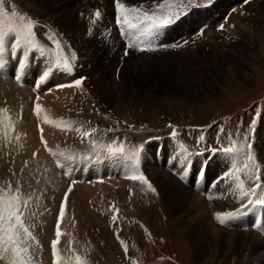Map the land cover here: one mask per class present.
Listing matches in <instances>:
<instances>
[{
  "label": "rangeland",
  "instance_id": "1",
  "mask_svg": "<svg viewBox=\"0 0 264 264\" xmlns=\"http://www.w3.org/2000/svg\"><path fill=\"white\" fill-rule=\"evenodd\" d=\"M73 1H76V3H74ZM94 1L95 0H83V1L82 0H64V1L63 0H4V11L5 12L9 11L10 14L9 13L7 14H8V17L11 18V19H8V18L3 19V25L6 31L9 29V27L20 28L21 30H23L24 22L20 21L19 19L21 15L33 21L35 24L34 28L38 26L39 22L43 21L49 27H51V29L54 32L58 34L57 38L60 41H65L68 36L72 39L74 44H76L77 48L80 45L79 48L81 47L80 48L81 55L82 54L84 55V56L82 55V59L87 60L86 62L87 64L85 67L86 69H84L85 72L83 71L86 75L91 76L90 82L87 83V89L84 90L83 88L81 89V91H79L77 94L75 93L74 96L71 97L72 98L71 100H74V105H71L73 103L72 101L71 104L68 102V103H65V105L63 104L62 106V107L67 108L66 104H68V106L70 104V108L68 107L69 112L73 106V109L71 110V114L69 117L72 120H74V122L68 119L66 115L65 117H61V120L64 119V121L67 120V121L72 122V124L74 123V125L76 124L73 134L64 132L63 135H61L63 137H61L58 141L59 142L58 147H61L64 152L66 151V149H70L73 152L70 146L74 144L71 142H73L76 135H78L76 134V129L80 126V123L82 124L84 128L83 131L91 132L93 129L96 130L90 137L82 136V138L84 139L82 140V144H81V141L78 142L79 148L81 147L80 149L83 151V153H89V152L94 153L96 150L95 148L102 146L103 143L113 144L116 146H119L120 144H122L125 149H126V146H129L135 149L142 142L149 143L148 141H145V139L147 138L154 137L155 135L159 133H162V134L165 133L164 139H167L173 136L174 135L173 133H175L176 131H180V130H183V134L184 136H186V141H190V143L198 146V140H200V138L198 137V135L196 136L195 132H199V130L191 128V127H185L183 125H186L187 123L192 124V125H197V124L206 125L211 120H213L216 116L239 113L245 107L251 105L254 102V100H256L257 98L261 97L264 99V58L259 59L258 53L252 54L251 56L252 57L254 56L253 58L248 57V55L254 51L253 50L254 46L251 43L248 44L249 42L245 41V38H241V35H238V33L232 34V36L231 34H226V36H224L223 38H219L220 35L218 36L214 33L211 36L212 38L206 37L204 39L205 41L204 42L202 41V38L199 37L202 33V30H204V28L201 31L198 28L196 29L193 26V23H194L193 19L191 22L190 20L186 22V24H189L191 26L190 28L188 26L186 27L185 26L186 24L185 25L179 24L176 26V29H175L177 32L180 31L182 33L178 38L183 37L181 38L183 39L182 42L188 43L189 46L188 44L187 45L182 44V49H180L179 51H174V53L180 54L181 52L182 53L181 60L183 59L182 60L183 62H188L187 63L188 65L182 66V64H180L181 65L180 66L179 64H174V66L170 67L169 66L170 58H168L167 56L168 54L164 55L161 53H156L154 55H149L151 56L150 58H152V62H150L144 70H147V71L153 70L151 71L150 74L151 75L153 74L154 78L160 75L159 72H163V74L161 75L162 86L157 91V93L150 91V88L148 87L149 84H147L148 81L145 78L146 76H144V74H142L140 80H133V78H131L129 74L130 72L129 71V68H130L129 61H131L133 57H135V55H132L130 58H128L125 61V64L123 65V67L121 68V71L119 72V74L118 73L116 74L115 71L117 70L116 68L120 64L119 60H120V56L122 55L121 51L120 50L116 51L115 48L114 49L110 48L107 45L104 46L105 45L104 43L101 44L102 40L98 39L97 37H93L92 39L89 38L90 36H87L86 34V22L84 23L83 21L82 23H80V21L78 20V24H77L76 21L73 20L74 16H76V18L81 17L80 13L84 11L87 7H89L90 5L94 7L97 4V2L95 1L94 3ZM109 1L105 0V3L107 2L108 10L111 9L109 7ZM127 1L128 2L131 1L130 3L131 6H140L141 4H143L145 6L148 5L146 7L147 9H151L155 3L159 4L161 0H155V1L151 0L152 1L151 3H149L148 0H145V2L141 1L140 3L139 1L136 2L134 0H133L134 2H132V0H127ZM244 1L245 0H235V1L234 0H224V1L217 0L213 6V10H208L202 13H198V15H201V17L204 19V21L202 22V25L205 24L206 21H208L207 12H210L215 17L217 16V14H220L219 20L222 23L224 22L223 19L230 11L229 13L230 18L226 23L230 22V24L233 25V22L231 21H234V19L232 18L231 14L234 13L233 15H236L238 14V12L240 13L241 11L242 17L243 16H246L249 18L252 17L251 23L249 24V27H248L251 30V36L255 35L257 37L259 33H260L259 36H264V33H263L264 32V14L261 11L259 13L258 11L254 12V10L251 9L252 6H250V5H253V3L246 4L247 5L246 7ZM252 2L256 4V3L264 2V0L262 1L253 0ZM70 3L71 4L73 3L75 5H71ZM234 5H236L237 8ZM13 10L15 11L13 12ZM231 10H234V11H231ZM192 17L193 16H191L190 18ZM81 19L84 20L83 18ZM16 24H19L20 27H18V25L16 26ZM257 29L259 31H257ZM38 30L41 31L42 27L38 28ZM256 31H257V34L254 33ZM196 34L197 35L199 34V35L197 36ZM228 38H231V40L233 39L236 41L234 42L232 40V42H227L226 40ZM223 39H225L226 42ZM5 42L8 44L14 43V41L10 39L9 37L4 40V43ZM227 43L229 46H227ZM88 44H90L91 46ZM208 44H210V46ZM88 47L90 48L93 47V49L90 50V48ZM86 48L88 51L86 50ZM14 49H15V52L11 56L9 55V52H7V59L10 58L12 62L14 61L13 63H15V60L13 57L23 54V49H21V47H18L16 45V47L14 46ZM238 50H240V52L242 51L244 55L243 56L244 59L242 58L243 61L241 60L244 67L240 68V71L242 73V77L241 76L240 77L242 80H239V81L237 79L230 80L228 77H225V76H224V79H222V75L220 74L222 73L223 70L220 73L218 68L215 66L214 64L215 57L217 55H218V58L219 56H224L225 60H228V58L232 57L231 55L236 53ZM85 51L88 52V54L85 53ZM191 51L193 52V54ZM255 51H257V48H255ZM112 55L115 56L116 60L118 61V65L113 63L115 62V60L112 63L109 62L111 59H113ZM96 56L98 57L96 58ZM106 56L107 58H105ZM246 57L248 58L246 59ZM204 58H206L207 61L205 60L203 62ZM105 61H106V64H105ZM174 61L177 63L179 62L176 60ZM102 62L105 66H108V67L110 65L113 66L115 68V71L114 70L111 71V68H109V71H107L108 69L105 68ZM96 64L99 66L97 67ZM197 64L198 66L196 69H199V68L202 69L203 76L201 75L198 77L196 72L192 70L193 66ZM207 68L209 70L212 69L213 72L211 74L207 73L208 72ZM141 69L142 71H144L143 68ZM36 70H37L36 68H33V71L35 72L34 80L36 79L35 77L40 75L42 72L40 71L38 74ZM91 70L93 72L92 74H91ZM168 71H170L169 73H173L175 71L173 74H175L178 78L174 76L175 77V80H174V77H170L171 75L169 76V78H167V74H164V73ZM114 72H115L114 74L115 77L113 80L111 73H114ZM155 73H157L158 75L157 74L155 75ZM103 74H108V75L111 74L110 75L111 78L109 77L111 80L107 79L108 80L107 83L108 84L114 83L112 85V88L111 87H108V88H110V90H112L114 94L116 93L115 96H116V101L118 103H115V104L117 105L102 102L103 100L102 97L104 95L103 90L101 91L98 90L97 94L95 93V91H97L96 83L100 81L98 79L105 77ZM56 75L58 74L55 73L52 75L49 81L50 83L53 82L54 77ZM74 75H76L75 72H74ZM62 76L66 77V79L69 78L68 76H64V75ZM143 78H144V81L142 80ZM141 80L144 83H142ZM170 81L172 83H170ZM196 81L198 82L201 81L202 85H200L199 87V84L195 83ZM13 83L14 82L11 80H9L5 84L6 86H3L0 83L1 84L0 87L1 86L3 87V88L1 87L3 90H0V92L1 91L3 92V93L2 92L0 93V98L4 100L2 101V103H1L2 99L0 100V105L2 104L4 105L5 103L10 111L13 110V113H17L19 107L22 108L23 106H26L25 111H28L27 113L25 112L26 116L24 115V120H26L25 121L26 123L24 122V124H21L22 122L19 123L18 120H16L15 118L14 119L16 121L13 119V117L11 118L12 123L16 124L15 126L18 129L20 127L21 129L26 130L28 125L31 122L32 113L30 110V105H28L29 103L27 104L25 101L21 103L18 100L20 99V97H18V95L15 94L16 90L14 89ZM194 84H196V87H199L201 89L196 90L194 88ZM19 87L22 88L23 86L22 87L17 86V88ZM23 89L25 90V87L22 88L21 90ZM9 90L10 91L13 90L14 95H12V99L10 95L11 92ZM5 91H8L9 93L8 92L5 93ZM106 92H108V90ZM26 96L27 95L25 91L23 92L22 97L25 98ZM15 97H16L15 102L17 103L19 101L17 104H15L13 101L14 100L13 98ZM122 101L123 103H121ZM12 102L14 103V106ZM11 104L13 107L11 106ZM15 106H18L17 111H14L16 110ZM3 109H4V106H3ZM15 117H18V114ZM2 120L0 119V124H3L2 127L0 126L1 127L0 136L2 138H5L6 137L5 132L7 129H9V127L7 128L6 126L7 123L2 122ZM243 120H244L243 115L236 114L233 117L234 130L231 133V135H229L228 133L226 134V137H225L226 144H230V141H236L237 134L240 133L241 131V134L237 138V143L241 144V142H239L238 140L244 139L245 136H248L249 141H251L250 142L251 147L253 148L256 147L257 149L259 147L261 151V157L264 159V112H261L259 114V120L257 122L258 125L262 123L261 128L258 130L257 126L255 125V132L253 133L252 131H248L247 129H245V131L241 130V127L245 125L244 124L245 121ZM183 122H187V123H183ZM222 122H223V118H219L217 121L218 124H216L215 126H212L209 128H203L200 130H204V132L210 131V130H212L210 132H214V131L216 132L217 130H219V126L221 125ZM150 125L153 126L154 128H151ZM251 125H253V123H251ZM4 126H6L5 131L3 130ZM191 130L193 131V134ZM2 132L4 133L2 134ZM14 135L16 134H13V136ZM1 137L0 139H2ZM68 138L70 139L66 143H69L67 144L69 146L63 143V141L68 140ZM13 140L14 142H11V144H9L10 143L9 141L4 142L0 149V175H3L1 176V180H0V189H3L6 192L7 188L11 187V184H12L13 186L12 188H14V191H15L19 187L18 181L20 179L21 180L20 183L23 184L21 188L22 193L29 196L31 200L35 198L36 196L35 187L33 188V184L36 183V181L35 179L31 181V178H30L31 174L23 173L22 171L23 165L18 166L19 169L21 170L17 171L18 168L15 167V162L11 155L13 154V152H15L13 149L15 150L17 149L18 147L17 143H19V141L17 142L18 139H16V136ZM151 143L152 144L155 143V146L157 144L156 142H151ZM93 144L95 145V147H93ZM236 144L235 146H238ZM8 146H10L11 149ZM65 147L66 149H64ZM8 151L10 153L6 155ZM249 152L254 156V153L252 151H249ZM3 153L4 154L6 153V154L4 155ZM144 154H143V160H142L143 167L145 166L144 169H146L147 173L151 177L150 184L155 189V192H152L151 190H149L147 185L141 184V183L138 184V182L135 184L136 188L135 187L132 188L130 184L129 185L124 184L116 188L117 191L114 189L116 192H113V194L112 192L108 193L106 198L101 197L103 200H101V198L97 196H93L95 198H93L92 196L89 197L93 199L82 198V201L85 203L86 206L82 205L80 209L77 206V201H75L76 199H78L77 198L78 196L76 195L77 197L74 200H72V196H73L74 189L77 186H84V180H82L81 178H79L78 176L74 174L73 176L70 177L69 181H67L62 176L61 172L57 170L61 174V178H64L66 180L65 184L67 183L66 184L67 189L68 187H70V185L72 187V191L70 192L72 195L71 201L68 206V208L70 207L71 210H69V215L66 216V223L64 224V227L62 229V231H64V235L66 234L69 240V242H66L65 240L63 241L62 239V247L63 249L66 250V251L63 250L64 251L63 257L65 260L63 264H71L72 262L73 264H77L76 260L71 261L73 256L71 254V251L68 248L71 244L73 245V247L74 245L77 247V251L74 252L73 255L79 256L81 260L85 262V264H138V261L140 264H145V260L149 261L150 259H153L154 257H156L160 253V251L158 252V250L160 249L161 250L163 249L171 253V257L167 260V262L169 263L167 264H172L173 262H175V264H196L195 257H194V246L191 243L188 236L185 234V231H184L185 228L183 229V227L180 225V223L177 220V219H180L182 215H179L178 217L177 216L178 214L173 212L172 209L170 211V208L167 202V199L169 198L166 194L163 193V185L160 182V181H164L165 179L164 177L160 176L161 172L168 171V169L171 168L173 164V162H171L173 161V158H172L173 155H170L171 152L164 151V160L170 159L171 164L170 163L168 164V160L166 163L164 161L163 164L160 165L159 167L160 169L155 168V171H154L153 170L154 168L150 166L151 164H149L148 166V164L145 163ZM29 155L30 153H28V156ZM73 155L74 156H72L71 160L72 162H76L75 154ZM52 157L53 155L50 156V158L54 160ZM150 157L153 158V156H150ZM198 157H201V156H198ZM5 158L10 159L9 164H7V161ZM66 159L70 160L69 153H66L65 159L59 160V163H62L64 165L66 164L67 166H71L73 170H76L77 172L82 174L81 170L84 166L82 162L75 164L72 162H65ZM115 161L117 164H119L120 159L116 158ZM214 161L215 160L211 162L210 167L213 165ZM13 165H14L15 173H13L14 177H11V175H13L12 174ZM41 165L42 164H39L34 167L35 169L39 171H44V173H46L47 167H45L44 165L42 166ZM198 165L199 164H196V166L194 167V173L196 172ZM216 166H217V162L214 165V167ZM106 168L108 169V167ZM24 169L27 170L25 167ZM213 174H218V171L215 170ZM241 174L247 185H248V181L250 183H254V182H251L252 181L251 172H248L247 175H245V173L242 170ZM89 176H90L89 180H93L92 178L93 176L91 173ZM154 176L156 178L158 176L157 181L159 182H156V178ZM208 176L210 179L212 178V175L209 174V170H208ZM96 179L97 178H94V180ZM210 183L211 181H209V183L207 184L204 192H201L200 190L194 191L201 198H205L206 201H209L208 194H210V193L206 194V192H208V190L212 188ZM133 190H135L134 192L135 197L131 199L129 195L132 196ZM48 194L49 193H47V195ZM227 194L228 195H226L224 198L220 197L216 199V201L223 200V202H226L225 199H227L229 195H231L230 197L232 198V201H235L237 203L241 200H242L241 203H243V200L246 199L245 197H242L241 192L237 190L236 186L234 187L233 190L230 189V191H228ZM239 197L241 200L239 199ZM56 198H57V195H55L54 201L56 200ZM114 200H119V203L115 204L116 207L114 211L116 209H119L121 206H122L123 211L124 210L125 211L123 212L120 208L122 213H120L119 216L121 217L117 222L113 224V226H111V222L109 221V215L111 214V211L107 207V204H109L110 202L114 203L115 202ZM213 201L215 200H212V202ZM84 207H86V209ZM90 207H93V208L91 209ZM77 208L79 209L80 212H77L78 211ZM184 209L187 210V212L190 215H193L194 207L191 208L190 206L188 207L185 206ZM86 210L88 211V213ZM84 211H85V214H84ZM58 218H59V215L57 217V220ZM208 218L209 219H207L206 224L208 225L207 227L209 229L206 235H208L209 232H211V239L217 240L218 226H223V227L225 226L222 224L214 223L213 217L211 218L208 216ZM148 231L150 232L155 244H157L158 246H155V245L152 247L148 246L153 241L151 240V236L147 234ZM32 235L36 237L34 241H30L34 243L32 250H34V245L39 244V243L40 244L38 246L41 248V251H38V252L34 250L36 253L30 250V252L32 251L31 254L34 253L32 254V257L34 256L32 260L33 261L35 260L34 262L37 264H46L43 261H46V262L48 261L47 263H49L50 259L49 260L45 259V257L49 258V255L41 254L42 257L44 256L43 261H42V259L40 260V258L42 257L39 254V252L44 253V250L47 249L46 250V253H47L48 250H50V248H48L49 246L48 244H50L49 242L53 237L49 239V235L48 236L46 235L47 236L46 239H49V241L47 244L44 245V243L46 242L42 236L41 238L39 237L41 242L40 241L38 242L37 238L39 235H36V234H32ZM64 235H63V238L65 239ZM117 236H119V239L117 238ZM142 240H144V242H146L148 246V247L146 246L147 247L146 255H144L142 251L141 252L138 251L137 248L135 247V243H138V241L142 243L143 242ZM121 241L124 242L123 245L121 244ZM125 246L131 247V253H129L128 255L124 253ZM151 248H153L155 251L154 250H153L154 252L151 251ZM211 248H212L211 245L209 246L207 245V250L210 251L208 253L213 256L208 262H206V264H233L235 262H236L235 264H240L242 260L241 254L243 250L240 247L236 248V251H237V252L235 251L236 254L235 253L232 254L231 257L226 255L224 248L219 247L218 249H214V250ZM212 250L214 252H212ZM133 252L135 255L133 254ZM215 253L217 254V257ZM142 255L144 256L143 260L140 257Z\"/></svg>",
  "mask_w": 264,
  "mask_h": 264
},
{
  "label": "bare ground",
  "instance_id": "2",
  "mask_svg": "<svg viewBox=\"0 0 264 264\" xmlns=\"http://www.w3.org/2000/svg\"><path fill=\"white\" fill-rule=\"evenodd\" d=\"M64 1V0H63ZM83 1V0H82ZM108 1V0H107ZM134 1H144L145 0H134ZM132 0V2H134ZM149 3H151L152 1L151 0H148ZM155 1V0H154ZM153 1V2H154ZM224 1V0H223ZM235 1V0H234ZM258 1V0H257ZM260 1V0H259ZM74 3H76V1H73ZM86 2V1H85ZM159 2V1H158ZM59 3V2H58ZM95 3V1H94ZM107 3V2H106ZM228 3V2H227ZM253 3V5H250L252 6L251 9L255 11H258V13L261 11L263 14H264V2H261V3H256L254 4V2H251V4ZM71 4V3H70ZM78 4V3H77ZM89 4V3H88ZM154 4V3H153ZM155 4H158V3H155ZM231 4V3H230ZM229 4V5H230ZM71 5H75V4H71ZM84 5V4H83ZM143 5V4H141ZM228 5V6H229ZM91 6V5H90ZM148 6V5H147ZM147 6L143 5L144 8H146ZM232 6V5H231ZM236 7V5H234ZM244 6V5H243ZM249 6V7H250ZM57 7V6H56ZM242 7V6H241ZM247 7V5H246ZM70 8V7H69ZM73 8V6H72ZM149 8V7H148ZM215 8V7H214ZM221 8V7H220ZM231 8V7H230ZM237 8V7H236ZM147 9V8H146ZM232 9V8H231ZM74 10V9H72ZM240 10V9H239ZM217 11V10H216ZM215 11V12H216ZM219 11V10H218ZM224 11V10H223ZM208 14V22L210 23V26L209 28H204V30L201 29L200 26H202V22L204 21V19L201 17V15H198L199 18L198 19H194L193 17L192 18H189L190 22L192 21L193 19V26L197 29H199L200 31L202 30V35H200L199 37L202 38V41H204V39L206 37H210L212 38L211 36L215 33L216 35H220L219 38H223L224 36H226V34H236L238 33V35H241V38H245V41L249 42L248 44H252L254 47H253V52L252 53H247L249 54L248 57L249 58H253L251 55L252 54H256L258 53V58H264V36H259V35L256 37L255 35H253L254 33L257 34V31H259L257 29L256 32H254L251 36V30L249 27V24L251 23V20H252V17H246V16H243L241 15V11L240 13L238 12V14L236 15H232V18L234 19V21H231L233 22V25L230 24V22L228 23H224V29H217L218 26L221 24V21L219 20V18H216L214 15H212L210 12H207ZM218 13V12H217ZM223 13V12H222ZM227 13V12H226ZM230 13V11H229ZM228 13V14H229ZM252 13V12H251ZM216 14V13H215ZM224 14V13H223ZM222 14V15H223ZM79 15V14H78ZM226 15V14H225ZM80 16V15H79ZM260 16V15H259ZM63 17V16H62ZM82 17H77L74 16V19L76 21V23L78 24V20L80 21V23H82L84 21L85 23V20H82L81 19ZM260 18V17H259ZM189 20L185 21L184 23L186 24V22H188ZM231 20V19H230ZM62 21V20H61ZM75 23V22H74ZM223 23V22H222ZM75 24V25H77ZM184 24V25H185ZM186 27L188 26L189 28L191 27L189 24H186L185 25ZM84 29V27H83ZM176 29V28H175ZM238 29V30H237ZM81 30V29H79ZM172 33L171 34H175V39H177L182 33L180 31H176V30H172L171 31ZM198 32V31H197ZM264 33V32H263ZM74 35V34H73ZM81 35V34H80ZM84 35V34H83ZM197 35V34H196ZM195 35V36H196ZM199 35V34H198ZM197 35V36H198ZM215 35V36H216ZM263 35V34H262ZM177 36V37H176ZM194 36V35H193ZM89 38H93V37H89ZM98 38V37H97ZM186 38V37H185ZM196 38V37H195ZM198 38V37H197ZM218 38V39H219ZM234 38V37H233ZM81 39V38H80ZM194 39V38H193ZM79 40V39H78ZM83 40V39H82ZM186 40V39H185ZM198 40V39H197ZM195 40V41H197ZM211 40V39H210ZM214 40V38H213ZM225 41V39H223ZM222 40V41H223ZM233 40V39H232ZM231 38H228L226 41L227 42H232ZM14 41V40H13ZM87 41V40H86ZM188 41V40H187ZM194 41V40H193ZM216 41V40H215ZM221 41V42H222ZM225 41V42H226ZM234 42L236 40H233ZM11 42V41H10ZM9 42V43H10ZM79 42V41H78ZM92 42V41H91ZM95 42V41H93ZM205 42V41H204ZM207 42V41H206ZM220 42V41H219ZM88 43V42H87ZM103 42H101L102 44ZM200 43V42H198ZM84 44V43H83ZM182 44L184 45H187L188 43L186 42H182ZM206 44V43H205ZM213 44V43H212ZM223 44V43H222ZM231 44V43H230ZM245 44V43H244ZM85 45V44H84ZM90 45V44H88ZM98 45V44H97ZM100 45V44H99ZM196 45V44H195ZM200 45V44H199ZM203 45V44H202ZM210 46V44H208ZM215 45V44H214ZM221 45V44H219ZM225 45V44H224ZM251 45V46H252ZM14 46L16 47V43L14 41L13 44H8L5 42V51H4V56L5 58H7V52H9V55H13L14 52H15V49H14ZM80 46V45H79ZM78 46V48H79ZM82 46V45H81ZM91 46V45H90ZM96 46V45H95ZM106 46V44L104 45ZM189 46V44H188ZM207 46V45H205ZM204 46V48H205ZM226 46V45H225ZM227 46L228 43H227ZM238 46V45H237ZM248 46V45H247ZM86 47V46H85ZM94 47V46H93ZM90 48L91 49H93ZM192 47V46H191ZM243 47V46H242ZM246 47V46H245ZM81 48V47H80ZM79 48V50H81ZM184 48V47H183ZM212 48V47H211ZM222 48V47H221ZM229 48V47H228ZM231 48V47H230ZM250 48V47H249ZM255 48H257V51H255ZM95 49V48H94ZM187 49V48H185ZM199 49V48H198ZM225 49V47H224ZM233 49V48H232ZM238 49V48H237ZM85 50V49H84ZM83 50V51H84ZM87 50V48H86ZM89 50V51H90ZM100 50V49H99ZM218 50V48H217ZM252 50V49H250ZM82 51V52H83ZM88 51V50H87ZM94 51V50H92ZM97 51V50H96ZM212 51V50H211ZM245 51V49H244ZM25 51H23L24 53ZM192 52V51H191ZM195 52V51H194ZM223 52V51H222ZM85 53L88 54V52L85 51ZM90 53V52H89ZM92 53V52H91ZM189 53V52H188ZM196 53V52H195ZM218 53V52H217ZM220 53V52H219ZM233 53V51H232ZM22 54V52H21ZM108 54V53H106ZM168 54V58H170V64L169 66L172 67L174 66V64H182L183 65H188L187 63L188 62H183L181 60V56H182V53L180 52V54H175L174 51H167L166 53H164V55ZM193 54V52H192ZM201 54V53H200ZM215 54V53H214ZM213 54V55H214ZM83 55V54H82ZM81 55V56H82ZM90 55V54H89ZM92 55V54H91ZM103 55V54H102ZM84 56V55H83ZM113 56V55H112ZM184 56V55H183ZM189 56V55H188ZM230 56V54H229ZM232 57L228 58V60H225V57L224 56H219L218 58V55L215 57V66L218 68V70L222 71V73L220 75H222V79H224V76L225 77H228L230 80H242L241 77H242V73L240 71V68L241 67H244L243 64H242V58H243V52L240 50H238L236 53H234L233 55H231ZM98 56H96L97 58ZM151 56L149 55H138V56H135L133 57V59L131 61H129V74L131 76V78H133V80H140L141 79V76L142 74H144V76H146L145 78L147 79L148 83V87L150 88V91L154 92V93H157V91L161 88L162 86V82H161V75L163 74V72H159L160 75H158L157 73H155V75L157 74L158 78H154L153 77V74L151 75V71L153 70H144L147 65L152 62V58H150ZM198 57V56H197ZM214 57V56H213ZM246 57V59L248 58ZM257 57V55H256ZM103 58V56H102ZM107 58V56L105 57ZM110 58V57H109ZM118 58V57H117ZM186 58V57H185ZM241 58V59H240ZM187 59V58H186ZM244 59V58H243ZM14 60L16 61V59L14 58ZM115 60V62H113ZM174 60L176 61H179L178 63L175 62ZM206 60V58L203 59V62ZM242 60V61H241ZM252 60V59H251ZM120 61V60H119ZM207 61V60H206ZM241 61V62H240ZM14 62V61H13ZM108 62V61H107ZM109 62H113L114 64H117L118 65V61L116 60L115 56H113V59H111ZM108 62V63H109ZM190 62V61H189ZM210 62V61H209ZM247 62V61H246ZM245 62V63H246ZM89 63V62H88ZM99 63V62H98ZM103 64V62H102ZM105 64H106V61H105ZM204 64V63H203ZM208 64V63H207ZM97 65V64H96ZM104 65V64H103ZM212 65V64H211ZM89 66V65H88ZM99 65H97L98 67ZM105 66V65H104ZM181 66V65H180ZM184 66V67H185ZM198 66L195 65L193 66L192 70H194L196 72V74L199 76H201L203 74V71L202 69H196ZM96 67V66H95ZM105 68H107L109 71V68H111V71H115V68L113 66H105ZM104 68V69H105ZM144 71H142V69ZM183 68V67H182ZM210 68V67H208ZM207 68V69H208ZM86 69V68H85ZM97 70V68H96ZM37 71V70H36ZM141 71V72H140ZM173 71V70H172ZM44 72V71H42ZM41 72V74H42ZM85 72V71H84ZM84 72H76L75 71V74L76 75H73V76H69L68 79H66V77H63L62 75H56L54 77V80L52 83L48 82V83H45L44 86L42 85V87L40 88H37L35 90H31L29 87H25V90H21L22 88H24V86L22 88H17V85L15 83L14 84V89L16 90L15 94L18 95V97H20V99H18L21 103H23L24 101L30 105V108H31V104H32V100H33V97L34 95L38 94L39 92H44V91H48L50 89L51 86H55V85H58V84H61V83H70L72 81H74L75 79L77 78H74V77H77L79 76V74H85ZM116 72V71H115ZM114 73H111L112 74V78L114 80ZM170 71L164 73V74H167V78L170 77H176L178 78L175 74L173 73H169ZM212 69L209 70L208 69V72L207 73H212ZM218 72V71H217ZM92 70H91V74H92ZM96 73V72H95ZM94 73V75H95ZM107 73V72H106ZM141 73V74H140ZM177 73V72H176ZM241 73V75H240ZM109 74V73H108ZM108 74H103L105 77H102L101 79H98L100 81H98V83H96V89L97 91H95V93L97 94L98 90H103L104 91V95L102 97V102H106V103H111V104H115V103H118L116 101V96L115 94L112 92V90H110V88L108 87H111L112 88V83H107L108 80H111V74L108 75ZM181 74V73H180ZM173 75V76H172ZM208 75V74H207ZM33 78H34V73H33ZM36 76V74H35ZM93 76V75H92ZM194 76V75H193ZM203 76V75H202ZM241 76V77H240ZM38 76H36L35 78H37ZM110 77V78H109ZM164 77V76H163ZM175 77H174V80H175ZM206 77V76H204ZM209 78V77H208ZM108 79V80H107ZM166 79V78H165ZM202 79V77H201ZM227 79V78H226ZM144 81V78L142 79ZM141 80V81H142ZM169 80V79H168ZM199 80V79H198ZM9 80H4L2 78H0V83L3 85V86H6L5 84L8 82ZM12 81V80H11ZM142 81V83H144ZM172 81V80H171ZM170 81V83H172ZM112 82V81H111ZM168 82V81H167ZM50 83V84H49ZM196 84H199V87L201 84V81L198 82L196 81L195 82ZM0 84V85H1ZM196 84H194V88L196 90H199L201 88L199 87H196ZM9 86V85H8ZM115 86V85H114ZM140 86V84H139ZM2 87V86H1ZM0 87V90H3L2 88ZM11 87V86H10ZM191 87V86H190ZM202 87V86H201ZM204 87V86H203ZM8 88V87H7ZM10 89V88H9ZM79 89L81 88H76V87H72V88H64L63 90L61 89H58V90H55V89H52V91L48 92V93H44V99L42 101H40V104L41 105H45L46 107H42V109L44 110L43 112H41V120L42 122L45 124L43 125L45 128H46V133H45V136L47 137V139L50 141L48 142L45 138H43V141H46L47 144H48V147L45 148V151H40L38 157L35 159V161H31L29 163V166L28 167H25L27 170L23 169V173H26V174H31L30 175V178H31V181L35 179L36 183L33 184V188L35 187V198L31 199L30 202L28 203V208L25 210V215H24V219L26 220V223L29 225V227L31 228V231L33 234H36V235H39L38 237L41 238V236L44 238L45 244L48 243L49 239H50V236L51 234L54 232V223L56 222L55 220V216H56V211H57V204H58V201L61 200V197H62V194L63 192L67 189V183L65 184L66 180L64 179L65 176L64 174L67 175L68 173V178L70 179L71 176L74 175V173L72 172H63L65 171V165L62 164V163H59V160H64L65 159V155L66 153H69L70 154V160L72 159V156H74L73 152L70 150V149H66V147L64 149H66V151L64 152L63 149L61 147H58L59 145V139L63 136V133L64 132H68V133H72L74 132L75 130V126L76 124L74 125V123L72 124V129L71 130H61L60 127H56V126H53L52 124H49V123H45L44 120H43V116L46 114L48 115V117L55 121V122H60L61 121V117H65V115H67V112H69V109L68 107L70 108V104L73 100H71L72 96H74V94L76 93V91H78ZM146 89V88H145ZM11 90V89H10ZM9 90V91H10ZM108 90V92H106ZM26 91V97L23 98L22 97V94L23 92ZM2 92V91H1ZM0 92V93H1ZM8 92V91H5V93ZM11 92V99H12V95H14L13 93V90L10 91ZM3 93V92H2ZM9 93V92H8ZM108 93V94H107ZM106 94V95H105ZM135 94V93H134ZM150 94V93H149ZM3 95V94H2ZM16 95V96H17ZM187 95V94H186ZM7 96V95H6ZM189 96V95H188ZM2 98H0L1 100ZM14 100V103L17 104L15 102V98H13ZM2 101H4L3 99L1 100V103ZM70 103L69 106L68 104L67 105V108L65 107H62L63 104L65 105V103ZM132 102V101H131ZM13 103V102H12ZM14 103H13V106H14ZM123 103V101L121 102ZM9 104V103H8ZM10 105V104H9ZM22 105V104H21ZM72 105V104H71ZM74 105V104H73ZM117 105V104H115ZM12 106V104H11ZM12 106V107H13ZM16 110L14 111H17V108L18 106H15ZM20 108V107H19ZM18 108V110H19ZM117 108V107H116ZM121 108V107H119ZM11 109V108H10ZM21 109V108H20ZM9 110V109H8ZM12 110V109H11ZM31 110V109H30ZM13 111V110H12ZM26 113L28 111H25ZM25 113V114H26ZM13 119L15 118L16 120L17 117H15L17 115V113H13ZM29 115V114H28ZM26 116V115H25ZM0 119H1V116H0ZM12 119V120H13ZM14 119V120H15ZM34 117L31 115V122L30 124L28 125L26 131L28 132V139H24V140H17V142L19 141V143H17L18 147L22 144L25 145V149H29V151H27L28 153L31 154V152L33 151L34 148H39L40 147V144H38V140H37V131H36V125H35V122H34ZM2 120V119H1ZM13 120V121H14ZM15 120V121H16ZM26 121V120H25ZM64 121V119H63ZM67 121V120H65ZM3 122V120H2ZM74 122V121H73ZM15 123V122H14ZM26 123V122H25ZM5 124V123H4ZM22 124V123H21ZM78 124V123H77ZM3 124H0V126L2 127ZM13 125H16V124H13ZM20 125V124H19ZM7 126V124H6ZM6 126H4L5 130H6ZM18 126V125H17ZM22 126V125H21ZM24 126V125H23ZM0 127V128H1ZM8 128V126H7ZM20 128V127H19ZM10 129V128H9ZM7 129V130H9ZM6 130V131H7ZM25 130V129H24ZM77 132V131H76ZM4 132H2L3 134ZM1 134V135H2ZM77 134V133H76ZM16 135H10L8 134L5 138H1L0 139V149H1V146L4 142H7L9 141L11 144V142H14V138H15ZM14 137V138H13ZM63 141V140H62ZM61 144V143H60ZM8 145V143H7ZM13 145V144H12ZM171 142L169 141L167 144H166V149L164 151L166 152H173V149L171 148ZM69 146V145H67ZM7 147V146H6ZM5 147V148H6ZM10 148V146H8ZM17 147V148H18ZM157 147V144L155 146V143H150L148 145V149L146 150L145 154H144V161L146 164H151L150 166L153 167L152 169L155 171V168L158 169L160 167V165L158 166V163L154 157V152H155V149ZM3 148V147H2ZM4 148V149H5ZM57 148V149H56ZM11 149V148H10ZM13 149V148H12ZM14 151H16L15 149H13ZM5 151V150H4ZM10 152L8 151V153L6 155H8ZM12 153V152H11ZM4 154V153H3ZM4 154V155H5ZM49 155V156H47ZM53 155V159L52 160L50 158V156ZM13 158L15 157L14 155V152L13 154L11 155ZM150 156H153L154 158H151ZM173 158V157H172ZM6 159V158H5ZM4 159V160H5ZM120 159V158H119ZM168 160V164L170 163V159H165V163L167 162ZM72 161V160H71ZM14 162H15V167L18 168L17 171L21 170L19 169L18 166H21L23 165V157H18L16 159H14ZM116 162V161H115ZM118 162V161H117ZM126 164L124 163V160L122 161L120 159L119 161V166L122 167L121 169V172H122V175L123 177H127L129 175H132L133 174V171H134V166L136 167L135 163L132 161V160H125ZM173 162V161H171ZM39 164H42L44 165L45 167H47V172L44 173V171H39L37 169H35L34 166H37ZM117 164V163H116ZM145 164V165H146ZM171 164V163H170ZM216 164V162L214 161L213 162V165L209 168V174L212 175V178L213 177H216L217 174H213L214 171H215V168L214 165ZM41 165V166H42ZM67 166V165H66ZM14 167V165H13ZM145 167V166H144ZM148 168V167H147ZM160 169V168H159ZM61 172L62 176L64 178H61V174L58 172ZM158 171V170H156ZM160 171V170H159ZM21 173V172H20ZM19 173V174H20ZM81 175H83L85 177V180L84 181V186H77L75 189H74V192H73V196H72V200L76 199V197L78 199H76L75 201H77V206L78 208L80 209V207L83 205V206H86L85 203L82 201V198H89V197H93V196H97V197H105L107 195V193H110L115 187H117L118 185H124V184H127V185H132V187L136 188V183L137 182H133V181H126L127 183H124L125 181H120L119 179H112V180H107V182H103V181H100L99 179H96L94 180L95 177H92L93 180H89L90 178V173L88 171H86V169H84V167L82 168L81 170ZM151 173V172H150ZM153 173V171H152ZM157 174V172H156ZM159 176V175H158ZM157 176V178H158ZM162 177H164V181H160L161 184L163 185V193L166 194L168 196L169 199H167V202H168V206L170 208V211L171 209L173 210V212L177 213L178 217L179 215H182V217L180 219H177L178 222L180 223V225L183 227V229L185 228V234L188 236V238L190 239L191 243L193 244L194 246V257H195V262L196 264H206V262H208L211 257L213 255L209 254L207 250V245H211L212 248L211 249H218L219 247L221 248H224L225 250V253L227 256H230L232 254L235 253L236 251V248L237 247H240L242 250V254H241V257H242V260L240 262V264H264V237L258 235L257 233L253 232V231H236L235 229H232V228H229V227H224L222 228L223 226H218V238L217 240L215 239H211V232H209L208 235H206L207 231H208V225L206 224V221L209 217H213V218H216V213H227L229 210L233 209L234 207L237 206V202L235 201H232V198L230 197L231 195L228 196L227 199H225L226 202H223V200L221 201H216V199L218 198H222L223 197V191H217V187L215 189V191H211L210 194H208V192H206V194H208L209 196V201H206L205 198H201L196 192H194V190H192L191 187H187L185 185H183L180 181H177L176 178L173 177V175L171 173H169L168 171L166 172H161V175ZM155 177V176H154ZM156 178V177H155ZM157 178H156V182H159L157 181ZM154 179V178H153ZM89 180V181H88ZM47 181V183H46ZM155 182V181H154ZM224 182V181H222ZM71 184V183H70ZM139 184V183H138ZM156 184V183H155ZM155 186V185H154ZM160 186V185H159ZM66 187V188H65ZM71 187V185H70ZM72 188V187H71ZM118 188V187H117ZM162 189V188H161ZM211 189V188H210ZM116 190V188H115ZM121 190V189H120ZM117 191V190H116ZM116 191H113V192H116ZM229 190H227L225 192V196L228 195ZM112 192V194H113ZM119 192V191H118ZM47 193H49L47 195ZM230 193V192H229ZM55 195H57V198L56 200L54 201V197ZM77 195V196H76ZM111 195V194H110ZM235 195V194H234ZM71 196H70V199H69V203L71 201ZM224 196V197H225ZM131 197V196H130ZM203 197V196H202ZM223 197V198H224ZM95 198V197H93ZM93 198H89V199H93ZM126 198V197H124ZM208 198V197H207ZM242 198V197H241ZM240 199V197H239ZM212 200H215L212 202ZM241 200V199H240ZM242 201V200H241ZM92 202V201H91ZM131 202V201H130ZM244 202V200H243ZM76 203V202H74ZM212 204V206H210V204ZM55 204V205H54ZM54 205V206H53ZM75 205V204H73ZM75 206V207H77ZM188 207L190 206L191 208L194 207V212H193V215H190L187 210L184 209V207ZM77 208V209H78ZM86 209V207H84ZM49 209V210H47ZM78 209L77 212H80ZM84 209V210H85ZM83 210V209H82ZM52 211V212H50ZM87 211V210H86ZM90 211V210H89ZM193 211V210H192ZM88 213V211H87ZM86 213V214H87ZM84 214H85V211H84ZM92 214V212H91ZM92 216V215H91ZM65 217V215H64ZM62 219V221L64 220V223H66V217ZM100 220V219H99ZM58 222H60L61 220L58 218L57 220ZM177 223V222H176ZM215 223V222H214ZM209 224V223H208ZM178 225V224H177ZM210 225V224H209ZM64 225L61 227L60 225V228L61 230L63 229ZM216 229V228H215ZM183 231V230H182ZM49 235V239H46L47 236ZM53 237V236H52ZM65 239H63V241L65 240L66 242H69L68 238H67V235L65 234L64 235ZM36 239V237H35ZM70 239V238H69ZM39 242V241H38ZM71 242V241H70ZM211 242V243H209ZM31 244V247H30V250H32L33 248V244L32 242H29ZM190 243V245H191ZM49 245V244H48ZM40 247L36 244L34 245V250L35 251H41V248L39 249ZM47 248V247H46ZM49 248V246H48ZM52 250V248H50ZM209 249V248H208ZM34 250H32L33 252H35ZM46 250H44V253L43 252H39V254L41 255H46L48 254L49 255V258H46L45 259H50L49 260V263H47L46 261H43V257L41 255L42 258H40V260L42 259L43 262H45L46 264H51V257H50V250H48V252L46 253ZM212 250V252H214ZM31 251V252H32ZM64 251H66L64 249ZM69 251V250H68ZM217 251V250H216ZM239 251V250H238ZM223 252V251H222ZM221 252V253H222ZM237 252V251H236ZM36 253V252H35ZM34 254V253H32ZM31 254V255H32ZM216 254V253H215ZM224 254V253H223ZM236 254V253H235ZM222 256V255H221ZM34 257V256H33ZM216 257H217V254H216ZM39 259V258H38ZM235 259V258H234ZM214 260V259H213ZM212 260V261H213ZM35 261V260H34ZM33 260L31 261V264H37L35 263ZM63 262H65V260H63ZM236 263V262H235ZM233 263V264H235ZM0 264H9V257L8 256H5V258L0 261ZM73 264V262L71 263Z\"/></svg>",
  "mask_w": 264,
  "mask_h": 264
},
{
  "label": "snow or ice",
  "instance_id": "3",
  "mask_svg": "<svg viewBox=\"0 0 264 264\" xmlns=\"http://www.w3.org/2000/svg\"><path fill=\"white\" fill-rule=\"evenodd\" d=\"M115 9L117 12V23L120 25L121 32L125 35L127 40L126 47L128 49H136L138 51H153L156 50L152 44V40L158 38L160 30L174 24L181 19L182 16L187 15L189 12L203 8L205 5L211 3V0H163L158 5L154 4L151 9H145L143 5L140 6H129L123 2V0H114ZM15 10H13L14 12ZM96 17L100 16L99 11L95 13ZM8 18V14L4 11V0H0V62L3 60L5 51V37L8 36L14 40L16 45L23 46V51L39 50L44 52V47L38 43L35 39L33 28L34 22L29 18L21 15L20 21L23 23V30L20 28H10L7 31L3 25V19ZM222 30V29H221ZM203 33H201L202 35ZM52 41L59 46V41L54 34H49ZM179 45H173L178 47ZM127 55V52L125 53ZM56 67H63L69 73L72 71L73 65L67 60L56 59L54 61ZM52 65H50L51 67ZM83 84V78L75 80L73 83H66L59 85V89L64 88H80ZM6 111V110H5ZM44 110L37 103L36 114L40 117L41 112ZM45 123L52 124L53 126L60 127L61 130H71L72 124L70 121L55 122L51 120L48 115L43 116ZM252 131L255 130V124L253 123ZM43 130L41 129V132ZM77 132H81L83 137H90L96 131L93 129L91 132L83 131L81 128L76 129ZM175 135V133H173ZM47 148V142L43 141ZM244 143L248 149L251 148L249 143V137H244ZM236 142L230 141V145L222 149L226 155H238L239 150L235 147ZM93 147L95 145L93 144ZM107 152L110 157L123 156L128 158L124 146L120 144L107 146ZM246 161L255 163L254 156L249 152L246 154ZM249 167L248 163L244 164V169L247 170ZM254 180V187L245 188L244 182L240 179V168L237 165H232L231 168L224 174L222 179L231 178L235 182L237 190L242 194V197L248 198V203L264 205V186L260 182L259 165H255L254 171L251 173ZM126 178L131 180H138L141 184L148 186L149 190L155 192L147 178L139 172L138 168L134 166L132 175ZM74 183V182H73ZM259 190V191H258ZM72 188L68 189L70 193ZM27 200H22L19 190L15 193L5 192L0 189V261L5 256L9 257V264H31L33 259L30 247V241H34L35 237L32 235L28 227L25 226L24 220V207L27 205ZM67 203V194L64 197V205L61 206L59 219L62 221L65 215V207ZM118 212V209L116 210ZM235 213H216V219L220 224L226 222V218L232 217ZM115 220V216L113 217ZM62 235L60 223L56 224V239L52 241L51 248L52 254L56 257L55 264H62V257L60 256L58 244ZM119 239V236H117ZM123 241L121 244L123 245ZM125 253H127V247L125 246ZM77 264H85L79 256H76Z\"/></svg>",
  "mask_w": 264,
  "mask_h": 264
}]
</instances>
